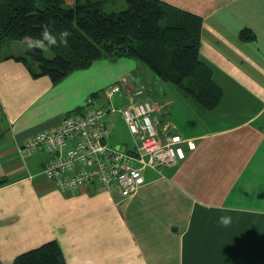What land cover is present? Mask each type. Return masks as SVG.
Listing matches in <instances>:
<instances>
[{"label": "crops", "instance_id": "crops-1", "mask_svg": "<svg viewBox=\"0 0 264 264\" xmlns=\"http://www.w3.org/2000/svg\"><path fill=\"white\" fill-rule=\"evenodd\" d=\"M161 1L202 18L200 57L223 90L212 110L182 90L192 126L176 118L180 109L173 115L171 98L157 101L163 84L135 57L105 56L54 82L15 58L29 41L54 55L44 42L1 43L0 264L53 239L66 264H264V0ZM124 76L195 149L161 172L145 169L132 195L98 186L63 192L43 174L47 154L21 156L17 145ZM119 138L114 146H133Z\"/></svg>", "mask_w": 264, "mask_h": 264}, {"label": "trees", "instance_id": "trees-1", "mask_svg": "<svg viewBox=\"0 0 264 264\" xmlns=\"http://www.w3.org/2000/svg\"><path fill=\"white\" fill-rule=\"evenodd\" d=\"M102 8L100 0H2L0 46L25 37L41 41V33L47 28L57 36L54 45L43 41L53 52L52 57L36 45L29 47L25 56L15 57L35 77L47 75L56 82L99 58L130 56L143 61L158 79L176 84L205 108L212 110L219 105L223 90L213 79L212 68L200 57L199 15L161 0H127V8L121 11L106 12ZM65 29L70 35L67 43H62L59 32ZM241 37L254 35L242 30ZM12 264L66 262L59 242L53 239L20 253Z\"/></svg>", "mask_w": 264, "mask_h": 264}, {"label": "built area", "instance_id": "built-area-1", "mask_svg": "<svg viewBox=\"0 0 264 264\" xmlns=\"http://www.w3.org/2000/svg\"><path fill=\"white\" fill-rule=\"evenodd\" d=\"M127 76L90 96L85 108L59 123L27 136L17 145L25 156L47 154L43 174L66 193L84 186L119 188L135 194L145 184V169L158 172L185 158L195 141L169 132L170 124L156 115V107L142 84L129 86ZM117 97L116 105L115 98ZM5 110L0 108V117ZM119 117L133 138L131 148L109 143Z\"/></svg>", "mask_w": 264, "mask_h": 264}, {"label": "rangeland", "instance_id": "rangeland-1", "mask_svg": "<svg viewBox=\"0 0 264 264\" xmlns=\"http://www.w3.org/2000/svg\"><path fill=\"white\" fill-rule=\"evenodd\" d=\"M1 1L2 0H0V2ZM97 1H99V0H97ZM102 5H103L102 9L106 12L121 11V10L127 8V0H106L105 4H102ZM46 54L49 55L48 57L53 56L49 50L46 51ZM145 66L149 71H151L155 75V73L153 72V70L149 66H147V65H145ZM159 81L161 82V84H163V86L159 92V97L157 98V101L160 102L162 99L171 98L173 104L170 105L169 107H172V109H174V110L171 109L173 111V115L175 116L176 115L175 112L180 109V116L176 117V118L184 120V121H186V123L189 126H192V124L194 122L191 120L192 117L190 115V111L187 110L184 114V112L182 110L183 107H180V104L183 102V97H185V95L182 92V89L172 82L163 81V80H159ZM156 97H157V95H156ZM187 98H188V100L192 101V98H190L189 96ZM115 100H116V105H119L117 102V97L115 98ZM176 106L178 107V109H176ZM160 115H159V117L162 119L163 117ZM176 118L172 117V119L177 121ZM118 122H119V120L116 123H118ZM116 127L117 128H115V131L113 133L114 135L112 137L110 136V138L108 139L109 143L111 145H114V143H116L119 139H121L119 137H123V138H126L127 140L133 141L132 134L130 133V130L128 129V127L125 124L121 125V120H120L119 126L117 125Z\"/></svg>", "mask_w": 264, "mask_h": 264}, {"label": "clouds", "instance_id": "clouds-1", "mask_svg": "<svg viewBox=\"0 0 264 264\" xmlns=\"http://www.w3.org/2000/svg\"><path fill=\"white\" fill-rule=\"evenodd\" d=\"M70 35V32L65 29L59 32V40L62 43H67V37ZM42 40L38 41V43H42L43 41H47L48 44L54 45L57 43V36L54 35L52 32H50L47 28H45L42 33ZM29 46H32V42L29 41ZM225 223L227 222L226 220L224 221Z\"/></svg>", "mask_w": 264, "mask_h": 264}, {"label": "water", "instance_id": "water-1", "mask_svg": "<svg viewBox=\"0 0 264 264\" xmlns=\"http://www.w3.org/2000/svg\"><path fill=\"white\" fill-rule=\"evenodd\" d=\"M3 136H4V134H3V133H1V134H0V138H1V137H3ZM122 149H124V148H122Z\"/></svg>", "mask_w": 264, "mask_h": 264}]
</instances>
